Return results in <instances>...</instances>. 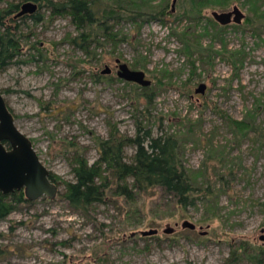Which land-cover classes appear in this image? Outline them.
Here are the masks:
<instances>
[{"label": "rangeland", "instance_id": "rangeland-1", "mask_svg": "<svg viewBox=\"0 0 264 264\" xmlns=\"http://www.w3.org/2000/svg\"><path fill=\"white\" fill-rule=\"evenodd\" d=\"M26 1L5 0L0 9L8 2ZM137 1L147 6L143 11L163 2ZM207 1L196 22L179 18L191 9V0H178L176 11H168L165 23L122 20L115 30L127 40L114 54L110 43L95 50L100 62L88 59L71 44L79 32L70 17L50 20V13L43 9L45 22L25 21L27 43L17 61L0 70V93L17 127L60 183L55 198L23 203L0 222V264H264L246 259L227 262L231 250L241 243L248 242L255 251L264 249L260 240L264 230V135L250 134L238 145L234 131L219 113L241 121L255 111V123L264 132V35H256L259 24L248 21L258 17L252 11L254 0ZM173 2L169 0V9ZM110 4L111 0H102L101 7ZM235 6L245 20L239 26L224 27L216 39L220 25L212 13L229 12ZM210 21L219 27L210 26ZM188 30L195 31L202 48L213 53L203 63L198 54L194 56L199 68L195 76L179 37ZM117 59L132 70L145 72L154 88L163 80L164 87L148 115L153 135L187 137L192 125L194 135L184 145L187 169L193 172L208 166L217 190L221 185L214 168L225 174L222 192L208 197L213 205L199 202L183 210L157 189L135 204L109 196L86 216L63 198L64 183L74 181L70 160L77 151L92 164L99 157L96 139L109 138L113 125L122 134H136V120L141 117L134 98L141 95L142 87L127 85L117 77ZM106 66L112 69L106 76L110 79L96 82L93 75H101ZM200 84L207 85L204 95L195 94ZM211 139L222 152L213 159L208 158ZM134 154L135 149L128 148L127 160ZM221 157L228 161L224 168ZM185 222L195 224L196 229L184 228ZM151 230L158 234L141 236Z\"/></svg>", "mask_w": 264, "mask_h": 264}, {"label": "trees", "instance_id": "trees-1", "mask_svg": "<svg viewBox=\"0 0 264 264\" xmlns=\"http://www.w3.org/2000/svg\"><path fill=\"white\" fill-rule=\"evenodd\" d=\"M4 1L0 0V2ZM254 1L255 7L252 11L258 17L255 21L254 19H248V21L251 22V25L259 24L258 28L254 29V33L260 37L264 35V0ZM27 2L38 5L39 9L34 15L16 18L24 3L8 2L6 7L0 9V70L13 65L21 55V50L27 43V35L23 33L25 21L32 20L36 25L46 21V16L40 13L43 9L50 13V20L55 17H70L79 32V36L70 41L71 44L84 51L88 59L91 58L97 62H100L101 58L98 57L95 50L110 43L114 46V52H112L114 54L117 52L118 46L127 40L126 36L115 30L116 24L118 25L122 20L135 22L139 19L148 21L158 19L165 23L168 11L171 10L173 14L172 9H169V0H163L161 6L153 7L148 11H143L142 9L147 6L137 0H111V4L105 8L101 7L102 0H27L25 3ZM206 2L208 1L191 0V9L185 10V13L180 16L178 15L179 18L188 17L196 22L200 19ZM111 22L114 24L110 25ZM215 22L210 21L209 25L217 26L218 23ZM219 29L214 35L215 38L217 37L216 39L219 38L224 27L220 26ZM179 37L183 43V52L189 58L191 75L195 76L199 68L193 59L194 56L198 54L203 63L205 59H211L213 53L202 48L200 36H196L193 30H188L183 35L179 34ZM261 41L264 43V38ZM32 46L37 48L36 44H32ZM204 70L206 68L203 67ZM93 77L96 82L110 79L102 74L93 75ZM163 87V80L160 79L157 88L154 86L142 88L141 95L134 98L136 111L141 117L136 120L135 136L122 134L113 125L109 138L96 139L99 157L95 162L90 164L84 156L79 155V151L70 160L74 181L64 183L66 191L63 198L71 208L89 216L91 209L96 205L104 204L109 196L123 198L127 203L135 204L144 194L159 189L171 197L178 207L186 210L196 207L199 202H204L209 207L212 201L208 200V197L222 192L226 178L225 174L221 173V169L214 168L216 180L218 179L217 182L221 185L217 190V184L215 186L211 184L213 176L208 173V166H203V168L192 172L187 169L184 163V145L188 143L190 136L194 135L192 125L188 127L187 137L169 133L154 136L148 128L149 111L154 107L155 99ZM141 100H144L142 111L139 109ZM219 113L234 131L238 145H241L242 141L250 134L264 135V132L255 123L257 115L255 111H250L247 117L241 121L233 120L227 115ZM189 123L191 124L190 121ZM208 144V158L213 159L214 155L222 153L213 144L212 139ZM128 148L135 149V154L130 160H127L126 156ZM221 158L219 161L224 168L228 161L225 157ZM51 180L56 184L60 183L53 174H51ZM198 181H201V184ZM28 202L32 201L26 199L23 191H17L10 195L0 193V222L7 219L19 205ZM262 256L264 258V249L255 251V247L245 242L231 250L227 262L232 263L246 259L252 263L257 260L258 263H263Z\"/></svg>", "mask_w": 264, "mask_h": 264}, {"label": "water", "instance_id": "water-1", "mask_svg": "<svg viewBox=\"0 0 264 264\" xmlns=\"http://www.w3.org/2000/svg\"><path fill=\"white\" fill-rule=\"evenodd\" d=\"M178 0H174L172 11H176ZM39 7L33 2L24 3L16 18L25 15H34ZM212 18L222 27L231 24L241 25L246 16L237 6L229 12H213ZM117 77L127 83L150 88L151 80L147 79L145 72L132 70L128 64L116 60ZM104 76L112 74L109 66L101 72ZM207 85L200 84L195 94L204 95ZM59 186L51 180V172L41 163L33 148L32 141L24 135L16 125V119L7 105L4 96L0 93V193L10 195L23 191L26 199L36 201L42 197L53 199L58 194ZM184 228L195 230L196 225L185 222ZM171 231L169 230L168 233ZM260 240L264 242V230ZM158 234V230L142 232V237H151Z\"/></svg>", "mask_w": 264, "mask_h": 264}]
</instances>
